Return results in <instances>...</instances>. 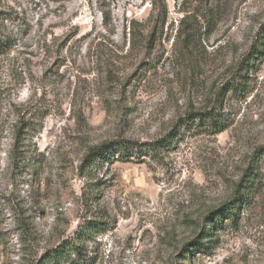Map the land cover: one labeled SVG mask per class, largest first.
Here are the masks:
<instances>
[{
	"label": "rangeland",
	"instance_id": "374dc122",
	"mask_svg": "<svg viewBox=\"0 0 264 264\" xmlns=\"http://www.w3.org/2000/svg\"><path fill=\"white\" fill-rule=\"evenodd\" d=\"M57 248L48 264H264V0H0V264Z\"/></svg>",
	"mask_w": 264,
	"mask_h": 264
},
{
	"label": "trees",
	"instance_id": "16d2710c",
	"mask_svg": "<svg viewBox=\"0 0 264 264\" xmlns=\"http://www.w3.org/2000/svg\"><path fill=\"white\" fill-rule=\"evenodd\" d=\"M157 9V7H156ZM161 11L158 10V15L161 14ZM255 55V54H254ZM252 57V56H251ZM239 88L236 85H230L228 92H232L234 93L235 91H237ZM198 118H201V120L205 121V120H209L212 123V127L213 130L215 132H223L225 129V124H224V120L222 119V116L219 114H215L214 112L212 113H208V114H199V116H197ZM166 143L167 140H163V141H159L156 143H144L142 146H140L141 150L139 151L142 156H146L147 155H153V157H158L159 153L165 148L166 149ZM136 144L125 140L123 142H118L116 143L114 146H110V145H103L101 147L96 148L95 152H91L90 154L87 155L86 157V162L93 164L96 161H99L101 163H104L107 161L108 158H112L111 160H114V157H117L119 154L120 157H130L132 155V153H135V148H136ZM146 153V154H143ZM97 196L99 195V193H97ZM96 196V197H97ZM236 207L233 204L231 206V208H229V212L232 213L231 211L235 210ZM227 212V213H229ZM223 215V214H221ZM222 221V219H220L219 217L216 218L215 221H213V224H216V222L218 221ZM22 222L19 223L20 226V233H21V238H22V242H24V245H26V239L28 236V232L29 230L27 229L28 227L25 225L21 224ZM96 231L95 228V223L93 224H89V228H80L78 230V232L75 234L74 238L75 240H82L86 235H88L89 233ZM62 248H57L55 250H51V251H47L45 254H43L40 258H36V264H48L50 261H57V260H61V255H62ZM34 263V264H35Z\"/></svg>",
	"mask_w": 264,
	"mask_h": 264
}]
</instances>
